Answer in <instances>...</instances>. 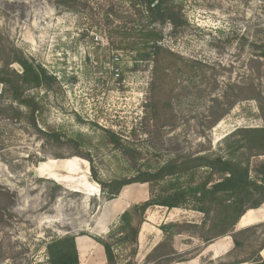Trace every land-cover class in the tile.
I'll return each instance as SVG.
<instances>
[{"label":"rangeland","instance_id":"obj_1","mask_svg":"<svg viewBox=\"0 0 264 264\" xmlns=\"http://www.w3.org/2000/svg\"><path fill=\"white\" fill-rule=\"evenodd\" d=\"M178 1L187 24L176 32L167 26L164 40L175 56L164 51L158 63L137 64L131 52L117 49L119 0H90L78 12L56 0H0L2 61L23 56L56 77L49 87L24 91L40 106L36 125L29 108L1 95L0 83V186L10 192L1 201L0 264H49L47 245L67 235L107 238L119 224L120 203L128 207L149 197L148 184H134L109 199L98 180L133 176L171 159L224 155L228 135L263 126L255 100L230 108L226 95L242 87L251 42L264 38L257 33L264 28V0ZM10 67L22 72L16 62ZM252 78L264 94V70ZM107 129L123 148L110 142ZM50 130L59 137H48ZM193 206L177 208L171 236L156 225L166 209H154V226L141 229L142 252L139 244L136 256L129 246L117 247L118 264H175L222 239L227 225L219 211ZM235 237L238 245L215 261L205 253L204 264H251L260 257L264 226ZM78 245L85 264L89 245Z\"/></svg>","mask_w":264,"mask_h":264},{"label":"trees","instance_id":"obj_2","mask_svg":"<svg viewBox=\"0 0 264 264\" xmlns=\"http://www.w3.org/2000/svg\"><path fill=\"white\" fill-rule=\"evenodd\" d=\"M106 0H96L102 3ZM90 0H56V4L64 10L79 9L88 6ZM120 11L116 35L119 42L117 49L128 50L135 56L136 63L149 62L160 59L164 51H171L165 47V28L171 27L176 32L187 24L183 14V7L178 0H119ZM264 14V4L262 6ZM137 23V26L134 24ZM131 26H127L130 25ZM264 36V28L257 31ZM253 54L247 60V79L241 83V88L231 87L226 100L229 107H233L242 100H255L264 122V94L252 78L262 75L264 70V38L251 42ZM170 53V52H169ZM175 56L174 52L170 53ZM3 59L0 58V61ZM18 63L22 72L11 69L12 63ZM56 77L48 75L40 65H35L23 56L14 55L0 64V83L4 86L1 95L8 94L13 103L24 105L30 110L31 120L36 125L35 114L40 106L34 98H24V91L28 88L50 86ZM237 85V84H236ZM246 93V95H244ZM215 120L214 123L218 121ZM110 142L117 148H123L120 139L113 131L105 130ZM50 138H58L54 131H48ZM233 138H236L232 141ZM224 155H200L186 160L171 159L154 168L144 166L135 171L133 176L116 178L105 182L99 181L104 193L109 199L117 198L121 191L130 185L148 184L149 198L128 207L120 216L119 224L110 231L107 238H94L105 251L107 264H118L117 247H131L132 253H138L139 235L146 215L150 208L165 207L168 209L184 208L194 203L191 210L209 213L219 211L221 222L227 228L218 238L231 235L235 245L239 244L235 234L243 233L252 228L264 226V223L247 229L236 231L235 227L240 219L251 209H258L264 205V124L256 128H239L226 138ZM252 158L256 162H251ZM61 188V186H57ZM9 191L0 186V221L2 220V199L9 197ZM55 199V198H53ZM220 208V209H219ZM232 215L230 216V214ZM178 224L170 223L161 227L166 235ZM86 235V234H82ZM79 248V246H78ZM76 244V235H67L53 239L47 245L49 264H81ZM264 248V241L261 250ZM156 250V249H155ZM259 251V256L260 252ZM81 258L82 253L80 251ZM99 264H102L100 256ZM250 263V261L233 264ZM251 264H264L260 256Z\"/></svg>","mask_w":264,"mask_h":264},{"label":"crops","instance_id":"obj_3","mask_svg":"<svg viewBox=\"0 0 264 264\" xmlns=\"http://www.w3.org/2000/svg\"><path fill=\"white\" fill-rule=\"evenodd\" d=\"M149 198V197H148ZM148 198L142 200L145 201ZM141 202V201H140ZM136 203V202H135ZM139 203V202H137ZM125 204H121L119 207H123L122 211H120L119 213H123L128 207L124 206ZM157 208H161V209H166V214L164 215L163 218H161V222L160 224H156L157 225V229L162 232L161 227L170 223H175L176 220H174V213L175 211H179V209L175 208V209H168L165 207H154V208H150L147 212L146 215V222L143 224L142 226V230L147 231V229H150V227L152 228L154 226V221L153 218L150 217V214L154 211V209ZM181 211V210H180ZM117 211H115V213H117ZM264 223V205L258 209H251L249 212H247L241 219L240 221L237 223L235 230L236 231H241L244 229H247L249 227H252L254 225H258ZM142 231L140 233V241H139V249H140V253L142 252L141 250V242H142ZM145 242H149L150 238V234H146L145 236ZM82 240V246L87 247L89 245V247L87 248L88 252L86 253V256L84 258V263L85 264H99V258L98 256L101 257L102 259V264H107L106 262V256H105V251L104 248L101 244L97 243L94 240H91L88 237H76V244H77V248H78V241ZM160 240H157V242H155L149 249L145 250L146 254L145 255H150L155 251V247L157 245V243ZM234 247V242L232 238L229 237H224L222 239H220L219 241H216L215 243H212L206 247H204V250L198 251L196 253H192L190 254L186 259L184 260H175L173 261L175 264H204V260L206 259V254H208V256H210V260L215 261L219 258H221L222 256H224L225 254H227L230 250H232V248ZM176 250V252L178 253H185L183 251L184 248H178L175 247L174 248ZM79 251V248H78ZM182 251V252H181ZM260 256L264 259V248L261 250L260 252ZM79 257H80V263L83 264V260L81 258V254L79 251ZM241 264H250V263H241Z\"/></svg>","mask_w":264,"mask_h":264},{"label":"built area","instance_id":"obj_4","mask_svg":"<svg viewBox=\"0 0 264 264\" xmlns=\"http://www.w3.org/2000/svg\"><path fill=\"white\" fill-rule=\"evenodd\" d=\"M114 61L118 62L119 61V58L116 56ZM116 73L119 74L118 70H116Z\"/></svg>","mask_w":264,"mask_h":264},{"label":"water","instance_id":"obj_5","mask_svg":"<svg viewBox=\"0 0 264 264\" xmlns=\"http://www.w3.org/2000/svg\"><path fill=\"white\" fill-rule=\"evenodd\" d=\"M38 171H39V170H36V171L34 172V176H38Z\"/></svg>","mask_w":264,"mask_h":264}]
</instances>
